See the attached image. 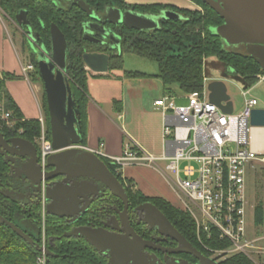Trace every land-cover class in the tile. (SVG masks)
<instances>
[{"label":"trees","instance_id":"obj_1","mask_svg":"<svg viewBox=\"0 0 264 264\" xmlns=\"http://www.w3.org/2000/svg\"><path fill=\"white\" fill-rule=\"evenodd\" d=\"M194 1L203 7V14L198 10L184 9L185 14L189 17L186 16V19L183 20H175L170 26L154 30L153 35H146L145 40H137L131 49L140 57L156 63L158 73L153 76L160 80L167 94L173 92L172 84L177 86L181 94L202 91L204 83L203 61L204 58L212 56L222 59L231 65L234 72L243 78V84L249 87L255 82L256 74L260 72L259 65L248 55L225 49L223 39L215 30L223 22L222 18L200 0ZM134 6L140 11L155 12L157 8L161 7V4H135ZM0 8L14 21L17 12L23 10L26 13L29 28L32 31L38 30L40 41L43 39L47 50L50 49V25L53 24L60 29L68 46L66 58L67 79L69 80L72 99L77 110L83 137L81 143L85 142L88 124L86 106L88 102L87 81L89 73L84 68L85 64L80 54V50L86 45L80 39V26L87 17L86 12L77 6L72 7L71 10H66L56 4L54 0H0ZM187 17L190 19H187ZM24 43L28 48L26 39H24ZM29 57L35 74L40 80L37 71V60L34 57ZM121 67L122 60L117 57L115 61L113 58L108 72L112 71L110 70L111 68L118 69ZM123 74L130 77L151 76L148 73L139 71H127ZM99 75L101 76L102 74H97L96 76ZM10 76L8 74L0 76V100L3 101L5 109L10 112L9 121L11 123L9 126L1 122V125L6 133L14 134L20 132L23 137L33 141L41 132V123L37 119H25L23 117L19 107L5 88V79ZM41 106L45 114V134L47 139H49V122L45 96ZM101 159L106 164L110 162L106 158L101 157ZM108 168L117 176L121 183L126 182V180L131 182V179L122 177L121 172L116 169V165H109ZM4 171L5 165L0 155V173ZM130 191L132 192V190ZM133 195L155 203L189 242L204 255L210 257V254L196 240L192 218L179 205H175L162 197L144 196L139 190ZM6 199L0 193V215L6 217L7 220H13L4 213V210L7 209ZM13 203L11 201V206ZM254 214L256 225L264 224V209L261 204L256 205ZM57 219L53 214H48L45 218L47 236L53 238L52 243H49L47 247L46 264H107L106 257L98 254L83 238L63 237L66 227L56 222ZM24 232L27 233V231ZM28 235L32 238L33 243H29L16 234L6 224L0 223V264H34L38 254L35 245L40 238L39 230L36 231V234ZM212 245L219 246L216 242L212 243ZM219 264L253 263L245 255L237 254L220 261Z\"/></svg>","mask_w":264,"mask_h":264},{"label":"built area","instance_id":"obj_2","mask_svg":"<svg viewBox=\"0 0 264 264\" xmlns=\"http://www.w3.org/2000/svg\"><path fill=\"white\" fill-rule=\"evenodd\" d=\"M33 65L23 66V72ZM206 78L204 77V82ZM264 82V71L255 76V83ZM249 88H242L241 107L228 114L207 99L204 88L200 92L181 94L186 102L176 103L177 96L165 94L154 100L155 109L162 115V152L151 154L135 143H125L118 156L93 150L99 156L114 162L116 169L150 166L159 171L171 186L179 206L193 220L198 244L210 258L220 262L233 255L243 254L255 264H264V247L247 234L248 200L246 177L249 167L264 155L253 139L256 127L250 124L251 111L258 107L256 97ZM10 112L0 100V123L11 125ZM40 146V162L54 150L47 139L43 119ZM163 162V166L159 165ZM181 161L188 164L180 167ZM46 211H41L40 238L37 243L34 264L47 262ZM218 243L219 246L212 245ZM254 252L258 257L252 258Z\"/></svg>","mask_w":264,"mask_h":264},{"label":"flooded vegetation","instance_id":"obj_3","mask_svg":"<svg viewBox=\"0 0 264 264\" xmlns=\"http://www.w3.org/2000/svg\"><path fill=\"white\" fill-rule=\"evenodd\" d=\"M54 1L66 10H71L72 7L77 6L79 8L81 7L82 10L86 12L87 17L82 21L80 26V39L86 43L85 47L80 50L82 60L83 55L86 53L104 55L108 59L109 71L112 59L114 58L116 61L117 57H119L122 60V67L118 69L111 68L110 70L121 71L123 73L127 71H137L123 69V53L130 52L137 55L131 49L137 40H145L146 35H153L154 30L170 26L175 20L186 19V16L188 15L185 14L184 9L198 10L201 14L204 13L203 7L194 0H181L184 4L176 2L178 0ZM152 3L161 4V7L157 8V11L155 12H145L138 10L134 6L135 4ZM203 4L206 5L205 3ZM188 17L187 19H190ZM14 22L24 33V39H26L28 43L29 56L34 57L37 60L42 53L51 59V33L50 49L47 50L43 39L40 41L38 30L32 31L29 28L28 21L26 24L22 22L20 25L15 18ZM221 24H223V22L218 26ZM28 32H30V34H28ZM67 51L68 46L66 43V58ZM207 58L215 57L212 56ZM207 58H204V61ZM218 60L223 62L227 68H231L232 72L235 73L231 65L227 64L222 59ZM84 68L87 70L86 66H84ZM87 71L89 73V70ZM64 74L66 77L68 76L66 71ZM0 133L2 134L3 139L7 142H9L10 139H15L16 142H19L18 138L26 139L20 132L14 134L6 133L3 130L1 123ZM31 142L35 145V151L33 152L34 155L31 156H21L10 153L0 142V155L2 156L5 165V171L0 173V193L7 198L5 203L7 209L3 212L13 219L9 221L13 222L21 230L27 231L28 234L33 235L36 234L37 230H39L40 234L41 211L43 205L46 211V207L49 204V200L45 195L50 181L44 179V173L49 169L45 165H41L40 146L36 139ZM9 148L14 149V146ZM18 151L27 152L26 149H19ZM77 179L83 180L86 178ZM54 180L61 182L62 185H65L67 187L66 189L70 191H75L81 187L79 184L73 183L72 179L64 182L63 176H58ZM121 184L125 192L124 198L121 196H114L102 183L97 181L94 182L93 187L91 188L81 187L85 196L82 197L78 205V210L73 212L72 215V211L63 208L59 209L60 215H55L58 218L56 222H59V224L66 227V230L63 232V237L81 238L70 235L71 231L80 226H89L92 228L102 227L109 230L113 229L116 230L117 236L125 240H121V246L131 249L128 252V257L131 260L128 262L126 261L124 264H137L133 259L135 255L138 256L143 263L146 262L147 264H176L182 261H187L191 264H199V260L192 254L169 251L176 249L179 246V243L177 240L169 236L168 230L162 223L158 222L159 219L157 220V217L152 213L151 206L157 208L184 238L185 236L155 203L148 199L135 197L133 193L138 189L129 188L125 181ZM55 186L56 185L54 184L53 187ZM130 190H132V192ZM143 195L146 196L145 194ZM11 201L14 202V206H11ZM47 215L48 213L46 212V216ZM132 234L138 237L139 240L134 238ZM52 241L53 238L47 236V247ZM141 243L146 245H141ZM191 245L201 252L192 243ZM96 252L105 256L107 259V256L104 253ZM122 263L120 257L117 258V264Z\"/></svg>","mask_w":264,"mask_h":264},{"label":"water","instance_id":"obj_4","mask_svg":"<svg viewBox=\"0 0 264 264\" xmlns=\"http://www.w3.org/2000/svg\"><path fill=\"white\" fill-rule=\"evenodd\" d=\"M201 1L223 19V24L215 29L216 33L223 39V44L226 41L244 44L246 51L238 53L251 57L259 65L260 71H264V0ZM15 18L20 25L22 22L27 23L26 14L23 10L18 11ZM50 33L51 59L42 53L37 59V71L43 85L49 118L50 143L54 150L46 157L45 163L49 170L44 173V179L50 181L45 195L49 200L46 212L60 215L59 209L64 208L72 211L71 214L73 215V212L78 210L82 197L85 196L81 187L91 188L94 182L97 181L102 183L114 196L124 198L125 192L117 176L108 168L109 165L113 166L115 163L110 161L106 164L98 154L81 145L83 137L77 110L72 99L68 80L64 74L66 71L65 38L58 27L53 24L50 26ZM83 62L90 71L96 74L108 72V59L104 55L86 53L83 55ZM204 77L206 78L204 88L207 92V99L224 113H232L234 104L227 91L224 79L212 78L207 72H204ZM238 78L243 88H247L248 85L243 84V78L239 75ZM250 124L256 127H264V108L252 109ZM18 140L19 142L10 139V144L3 139L0 133V142L8 152L21 156L34 155L35 145L31 141L24 138H18ZM11 146H14V149L9 148ZM17 149H26L27 152L18 151ZM58 176H63L64 182L72 179L73 183H77L81 187L75 191H70L61 182L54 180ZM77 178L86 179L79 180ZM54 184L55 187H53ZM151 208L157 220L159 219L158 222L162 223L168 230V235L179 243L176 249L169 251L192 254L199 260V264H218L212 258L204 256L195 249L157 208L154 206H151ZM0 223L6 224L16 234L29 243H33L32 238L27 233L2 215H0ZM70 235L83 238L96 251L104 253L107 256L108 264H117V258L119 257L123 262L122 264L131 260L128 257V252L131 249L121 246L122 241L125 240L117 236L116 230L80 226L71 231ZM133 237L138 239L134 235ZM142 243L141 245H146ZM35 246L37 247V245ZM133 259L137 264H147L146 262L143 263L136 255ZM176 264L191 263L182 261Z\"/></svg>","mask_w":264,"mask_h":264},{"label":"crops","instance_id":"obj_5","mask_svg":"<svg viewBox=\"0 0 264 264\" xmlns=\"http://www.w3.org/2000/svg\"><path fill=\"white\" fill-rule=\"evenodd\" d=\"M25 65L11 33L1 21L0 76L11 75L5 79V88L25 119L39 120L42 118L44 122L45 114L36 85L28 77L27 72L22 70ZM116 72L96 76V73L89 70L86 106L88 124L85 142L81 145L92 151L101 146L99 151L110 156H118L125 143H135L151 154L161 153L163 149L162 115L153 105L155 99L167 94L161 82H155L152 88L139 89L137 79H147V77H130L123 72L119 74ZM170 94L181 95L175 92ZM253 139L257 149L264 151V129L255 128ZM149 167L143 166L142 168H152ZM142 168L131 166L121 170L123 176L131 179L135 188L146 196L162 197L175 204L173 200L175 194L167 180L163 176L156 177L158 181L149 185L142 179L139 172Z\"/></svg>","mask_w":264,"mask_h":264},{"label":"rangeland","instance_id":"obj_6","mask_svg":"<svg viewBox=\"0 0 264 264\" xmlns=\"http://www.w3.org/2000/svg\"><path fill=\"white\" fill-rule=\"evenodd\" d=\"M176 2L184 4V2H182L181 0H178ZM1 21L5 23L7 30L9 31V33H11L12 39L15 42V45L17 46L20 52L23 63L31 64L32 62L29 57L28 48L25 46V43H24V33L22 32L20 27L14 22V20H12L3 11L2 8H0V22ZM224 48L227 50H232V51H237V52L246 51L244 44L229 43L228 41L224 43ZM123 59H124V64H123L124 70L144 71L151 75L147 77V79H141V78L137 79V82H138L137 84H138L139 89L140 88L146 89L148 87L152 88L155 82H160L159 79L153 76L154 74L158 73L157 65L153 61L142 58L130 52H124ZM203 69H204V72H207V74L212 78L224 79L226 86H227V91L231 96L235 110L239 109L243 103V96L240 93L243 86L241 84L240 79L238 78V75L233 73L230 68H227L223 62H221L220 60L216 58H207L204 61ZM116 73L119 74L121 73V71H117ZM27 75L29 78H31V80L36 85L38 95L40 98V103L42 105L43 97H44L42 82H40L37 75L35 74L34 67L33 69L27 71ZM249 87H251L250 95L256 97L258 100V107L264 108V82L258 83V84L254 82ZM171 88L173 92H175L176 94L180 93L176 85L172 84ZM185 102H186L185 98L177 96L176 103L182 104ZM39 136L36 137V141L38 140ZM158 163L160 166H163L162 161H159ZM187 164H188V161H181L179 163L181 168ZM142 167L143 166H141V168ZM118 171L121 172L122 177L124 179H127L123 176L121 169H119ZM139 172L141 173L142 179L149 185H152L154 184V182L158 181L156 177L163 176L159 171H157L154 168H151V169L142 168L141 170H139ZM127 185L133 189L135 188V185L133 184L132 180L131 182H127ZM246 192H247V200H248L247 234L249 238H253L256 240L255 242L257 246L264 247V224L260 226L256 225L255 217H254L255 216L254 210H255L256 205L261 204L262 208L264 209V155H260L258 159L255 160L248 169L247 177H246ZM173 196H174L173 200L175 202V205H179L177 198H175V195ZM249 255L252 256V258L258 257L256 254H254V252L249 253ZM246 257L249 259L248 256ZM251 262L255 264L253 261Z\"/></svg>","mask_w":264,"mask_h":264},{"label":"bare ground","instance_id":"obj_7","mask_svg":"<svg viewBox=\"0 0 264 264\" xmlns=\"http://www.w3.org/2000/svg\"><path fill=\"white\" fill-rule=\"evenodd\" d=\"M46 168V167H45Z\"/></svg>","mask_w":264,"mask_h":264}]
</instances>
